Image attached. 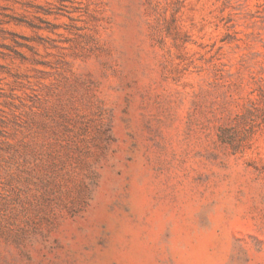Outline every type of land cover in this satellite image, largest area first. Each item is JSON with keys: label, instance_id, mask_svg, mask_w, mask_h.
<instances>
[{"label": "rangeland", "instance_id": "374dc122", "mask_svg": "<svg viewBox=\"0 0 264 264\" xmlns=\"http://www.w3.org/2000/svg\"><path fill=\"white\" fill-rule=\"evenodd\" d=\"M0 264H264V0H0Z\"/></svg>", "mask_w": 264, "mask_h": 264}]
</instances>
